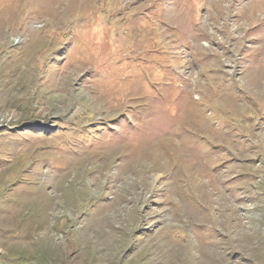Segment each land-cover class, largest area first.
Returning a JSON list of instances; mask_svg holds the SVG:
<instances>
[{"label": "rangeland", "instance_id": "374dc122", "mask_svg": "<svg viewBox=\"0 0 264 264\" xmlns=\"http://www.w3.org/2000/svg\"><path fill=\"white\" fill-rule=\"evenodd\" d=\"M0 264H264V0H0Z\"/></svg>", "mask_w": 264, "mask_h": 264}]
</instances>
